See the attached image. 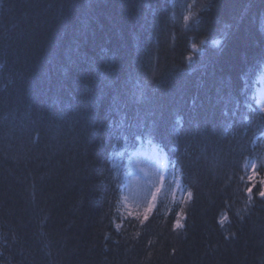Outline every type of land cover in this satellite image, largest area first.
<instances>
[{
    "label": "trees",
    "instance_id": "1",
    "mask_svg": "<svg viewBox=\"0 0 264 264\" xmlns=\"http://www.w3.org/2000/svg\"><path fill=\"white\" fill-rule=\"evenodd\" d=\"M262 63L264 0H0V264H264ZM138 138L183 197L116 229Z\"/></svg>",
    "mask_w": 264,
    "mask_h": 264
},
{
    "label": "rangeland",
    "instance_id": "2",
    "mask_svg": "<svg viewBox=\"0 0 264 264\" xmlns=\"http://www.w3.org/2000/svg\"><path fill=\"white\" fill-rule=\"evenodd\" d=\"M190 12V8L187 9L184 12L185 17L190 16ZM197 49L198 46H192L193 51ZM261 75L259 72L257 78L259 76L261 78ZM256 85L257 87L253 85L251 100L256 111L264 115V104L262 103L261 106L256 104L257 92L264 90V82L261 85L256 83ZM259 94L263 96L262 93L259 92ZM253 145L254 155L246 159L242 168V181L247 187L246 192L249 198L252 195V192L248 191L249 188L264 191V133L255 139ZM124 155L126 160L121 170L122 177L115 207L116 215L113 218L116 229L130 219H145V216L151 212L148 211L150 205L152 209L161 200L164 204L167 200L172 201L176 197L177 199L183 197L182 190L175 189L177 176L167 169V158L160 147L150 143L149 140L138 138L137 146ZM225 220L226 217L223 215L220 222L223 223Z\"/></svg>",
    "mask_w": 264,
    "mask_h": 264
},
{
    "label": "bare ground",
    "instance_id": "3",
    "mask_svg": "<svg viewBox=\"0 0 264 264\" xmlns=\"http://www.w3.org/2000/svg\"><path fill=\"white\" fill-rule=\"evenodd\" d=\"M258 72H259V71H258ZM258 72H257V75H258ZM257 75H256V76H257ZM262 77H263V76H261V78L258 79V82L262 80ZM263 82H264V81H263ZM263 91H264V90H263ZM263 91H258V92H257V97H256L257 100H256V104H259L260 106L262 105V103L264 104V93H263ZM259 92L262 93L263 96L260 95ZM262 108H263V107H262ZM263 111H264V110H263ZM262 134H263V133H262Z\"/></svg>",
    "mask_w": 264,
    "mask_h": 264
},
{
    "label": "snow or ice",
    "instance_id": "4",
    "mask_svg": "<svg viewBox=\"0 0 264 264\" xmlns=\"http://www.w3.org/2000/svg\"><path fill=\"white\" fill-rule=\"evenodd\" d=\"M185 19H187V17H185ZM248 191H249V192H252V188H249ZM188 195L191 196L192 194H191V193H188ZM259 196H260V197H264V191H260V192H259ZM154 198H155V197H154ZM151 207H152V206L150 205L148 211H151ZM145 219H147V215L145 216ZM177 226H179V220L177 221Z\"/></svg>",
    "mask_w": 264,
    "mask_h": 264
}]
</instances>
